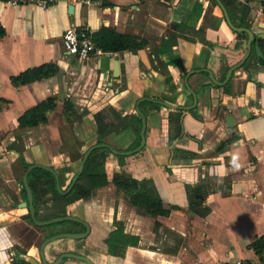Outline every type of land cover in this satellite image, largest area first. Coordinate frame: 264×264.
I'll use <instances>...</instances> for the list:
<instances>
[{
    "label": "crops",
    "instance_id": "0c3cea01",
    "mask_svg": "<svg viewBox=\"0 0 264 264\" xmlns=\"http://www.w3.org/2000/svg\"><path fill=\"white\" fill-rule=\"evenodd\" d=\"M223 2L235 25L254 31L264 26L263 1ZM0 22L6 29L0 36V97L5 99L0 101V264H43L41 247L48 235L85 230L72 220L48 226L33 221L25 204L24 161L54 167L67 188L79 169V156L99 143V123L109 131L102 141L113 148L106 147L109 184L89 198L68 202L51 189L49 175H29L40 219L75 215L91 226L85 239L48 242V261L72 252L95 264L264 263L249 247L264 235L262 51L257 42L252 45L249 65L233 70L228 87V82L212 80L210 71L219 81L226 78L244 57L248 41L230 27L218 4L55 0L41 7L0 0ZM71 25L85 26L94 36L108 27L145 44L79 59L64 46ZM44 63L57 64L59 72L25 85L11 82L12 75ZM48 97L57 103L48 122L19 127L18 118ZM141 98L146 144L135 151ZM67 101L79 113L72 120L64 115ZM116 173L147 181L170 212L139 210L112 181ZM190 186L201 187L196 209L189 206ZM118 223L139 241L116 244L111 253L107 238ZM62 264L89 263L67 257Z\"/></svg>",
    "mask_w": 264,
    "mask_h": 264
},
{
    "label": "trees",
    "instance_id": "16d2710c",
    "mask_svg": "<svg viewBox=\"0 0 264 264\" xmlns=\"http://www.w3.org/2000/svg\"><path fill=\"white\" fill-rule=\"evenodd\" d=\"M215 4L217 2L213 0ZM105 3H108L105 1ZM263 11H264V1H263ZM246 13V10L244 11ZM242 25V24H241ZM239 25V26H241ZM244 26H249V22L243 23ZM6 34V29L3 24L0 22V36H4ZM240 35L247 37L248 33L246 31H242L239 33ZM93 40L97 45H99L106 52H115V51H124V50H136L142 47L145 44V41L139 40L135 36L123 34L116 32L108 27H102L100 31L95 33V36L92 35ZM259 45V48L262 51V54L258 56V60L260 63L264 65V39L256 38L253 41V45ZM251 56L244 62L243 65L248 66L250 62ZM59 72V66L55 63H44L35 67L27 68L16 75L11 76V82L15 86L29 84L38 80H42L45 78H50L56 75ZM225 74L222 78H224ZM229 86V82L226 84V87ZM228 91V90H227ZM4 101V98L0 97V101ZM56 99L54 97H48L43 101L35 104L34 106L27 109L19 118V127L27 128V127H35L42 123H46L49 120V112L56 107ZM64 115L67 120H72L73 117H77L79 113L73 109V104L70 101L66 102ZM100 113L97 115L99 122H101ZM138 117L139 125L137 141L132 146L133 148L138 147L141 141V128H142V119ZM98 132L100 135L99 143H102V138L109 131L102 124L99 123ZM232 138L227 139V142ZM226 142H224L225 144ZM223 144V143H222ZM107 150L106 147H97L95 148L88 157L86 162L85 169L74 187L68 194H62L57 189L56 177L54 174L43 168H35L31 172L42 171L44 174L49 175L52 178L51 189L58 196V198L63 199L68 202L75 201L79 198H89L92 196L93 192L96 188L101 186H106L111 181L109 180L105 162L107 158ZM84 155V154H83ZM80 155L79 157L83 156ZM78 157V158H79ZM24 165L27 168L30 164L24 161ZM61 184H63V176L60 175ZM112 181L118 187V189L123 190L128 196L129 200L132 204L136 205L139 210H143L144 212L151 213L153 215L157 214H167L170 212V209H166L163 206V200L160 195L151 190L148 186L147 181L139 180L125 174L116 173L114 174ZM190 208L196 209L201 202L198 199H195L196 196L199 195L201 187L199 186H190ZM178 208V207H174ZM208 210V209H206ZM46 219V218H44ZM49 236V235H48ZM139 237L131 234H127L124 232V226L118 223L117 227L111 230L109 236L107 238V243L109 247V252L113 253L117 250V245L119 243L128 244L129 242L138 243ZM249 247L252 248L256 254L259 256L260 262H264V235L256 236L252 242L249 244ZM251 263V261H248ZM229 264V263H225Z\"/></svg>",
    "mask_w": 264,
    "mask_h": 264
},
{
    "label": "water",
    "instance_id": "95a60500",
    "mask_svg": "<svg viewBox=\"0 0 264 264\" xmlns=\"http://www.w3.org/2000/svg\"><path fill=\"white\" fill-rule=\"evenodd\" d=\"M215 1L217 2L219 7L221 8L225 19L227 20L228 24L230 25V27L232 29H234L235 31H238V32L246 31L248 33V41H247V44H246V50L247 51H246L244 57L238 63L233 65L228 70L226 78L223 81H219L215 77L213 72L210 71V75L212 77V80L215 83H217V84L223 85V84H226L229 81V79L231 78L233 70L235 68H237L238 66L243 65L244 62L248 59V57L250 56L251 51H252V45H253V41L255 40V37L256 36L264 37V26H262L261 28H259V29L254 31V30H252L249 27H243V26L235 25L234 22L232 21V18H231V15L229 13V10L227 9V7H226L225 3L223 2V0H215ZM261 1H264V0H261ZM143 99H145V98H141L137 102V111L141 114V117H142V128H141V141H140L139 146L135 149V151L136 150L137 151L141 150L146 144L147 119H146V116L143 114L142 110L140 109V102ZM160 102H163V101H160ZM164 104H167V103L164 102ZM97 147H109V148H112L109 144H107L105 142H102V143L94 144L89 149H87V151L83 155V158L81 160L79 169L76 172V174L74 175V177H73V179H72V181H71V183H70V185H69V187L67 189H63L61 187L59 173L54 167H52L50 165L43 164V163H32L26 169V172H25L24 178H23V185H24V188H25V190L27 192V202L25 204H28L29 209H30L31 217H32V219L34 220V222L36 224L43 226V225H48V224H52V223H55V222H60V221H65V220H72V221H76V222L82 223L86 227V230L84 232H60V233L53 234L50 237L46 238L45 241L43 242L42 247H41L43 264H62V263H64V261H65V259L67 257H75V258L86 260L89 264H95L87 256L76 254V253H71V252L62 253L54 261H48L46 259V257H45V252H44L45 245L48 242H50V241H52L54 239H57V238H60V237H71V238H75V239L87 237L89 235L90 231H91V226H90V224L87 221H85L81 217L75 216V215H63V216H58V217H52V218H49V219H39L37 217L36 207H35V204H34V193H33V189H32V186L30 184V181H29V174L34 168H37V167H40V168H43V169H46V170L52 172L55 175V177H56L58 191L60 193H62V194H67V193H69L72 190V188L74 187L75 183L77 182V180L79 179V177L83 173L89 155ZM114 151L115 152H120V151H117V150H114ZM133 151L134 150H131V151H128L127 153H131ZM258 264H264V263H258Z\"/></svg>",
    "mask_w": 264,
    "mask_h": 264
},
{
    "label": "built area",
    "instance_id": "2783aa9c",
    "mask_svg": "<svg viewBox=\"0 0 264 264\" xmlns=\"http://www.w3.org/2000/svg\"><path fill=\"white\" fill-rule=\"evenodd\" d=\"M9 4L18 6L22 4H34L41 7H48L55 0H5ZM87 2L98 3V0H86ZM64 46L69 54L79 58L88 59L91 56H99L106 53L99 45L95 43L92 32L85 26H69L64 33ZM230 264H250L244 259H238Z\"/></svg>",
    "mask_w": 264,
    "mask_h": 264
},
{
    "label": "flooded vegetation",
    "instance_id": "af4514ba",
    "mask_svg": "<svg viewBox=\"0 0 264 264\" xmlns=\"http://www.w3.org/2000/svg\"><path fill=\"white\" fill-rule=\"evenodd\" d=\"M37 168H40V167H37ZM35 169V168H34ZM31 173V172H30ZM30 175V174H29ZM55 176V175H54ZM59 176H60V174H59ZM29 181H30V179H29ZM57 182V181H56ZM60 182H61V180H60ZM31 184V183H30ZM70 185V184H69ZM61 187H62V185H61ZM69 187V186H68ZM67 187V188H68ZM67 188H65V189H67ZM68 194V193H67ZM65 195V194H64ZM37 212V211H36ZM31 215V214H30ZM61 216H63V215H61ZM37 217H38V215H37ZM56 217H58V216H56ZM39 218V217H38ZM52 218V217H51ZM40 219V218H39ZM44 219V218H43ZM46 219H49V218H46ZM34 221V220H33ZM61 222V221H60ZM55 223H57V222H55ZM53 224V223H52ZM48 225H50V224H48ZM48 225H43V226H48ZM85 230H86V227H85ZM84 230V231H85ZM84 231H81V232H84ZM58 233H60V232H58ZM54 234H56V233H54ZM51 235H53V234H51ZM51 235H49V236H47L46 238H48V237H50ZM45 238V239H46ZM86 238V237H85ZM85 238H77V239H85ZM65 253V252H64ZM72 253V252H71ZM85 256V255H84ZM89 258V257H88ZM92 260V259H91ZM93 261V260H92Z\"/></svg>",
    "mask_w": 264,
    "mask_h": 264
},
{
    "label": "rangeland",
    "instance_id": "374dc122",
    "mask_svg": "<svg viewBox=\"0 0 264 264\" xmlns=\"http://www.w3.org/2000/svg\"><path fill=\"white\" fill-rule=\"evenodd\" d=\"M162 243H159V245H161ZM232 257H238V255H236V256H232ZM251 264V263H250Z\"/></svg>",
    "mask_w": 264,
    "mask_h": 264
}]
</instances>
